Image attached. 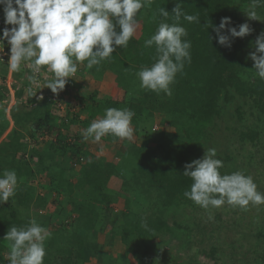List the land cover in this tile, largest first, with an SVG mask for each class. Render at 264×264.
Segmentation results:
<instances>
[{
    "label": "trees",
    "instance_id": "trees-1",
    "mask_svg": "<svg viewBox=\"0 0 264 264\" xmlns=\"http://www.w3.org/2000/svg\"><path fill=\"white\" fill-rule=\"evenodd\" d=\"M177 2L187 14L198 15L201 23L181 18L180 23L188 32L186 39L192 45L191 62H185L183 72L176 75L169 96L163 91L157 94L141 88L136 73L142 66L154 63L155 45L146 48L144 41L165 20L160 8L169 11L166 22L171 24V12ZM248 7L249 0H152L151 6L138 15L139 29L127 48L116 46L111 59L90 69L86 61L78 63L82 75L86 72L98 81L112 78L114 84L107 86L108 93L87 97L82 94V84L73 77L68 78L63 90L65 93L75 87L80 110H69L65 117L60 116L53 111L50 94L40 99L30 92L26 107L16 104V123L12 127L7 113H0V173L11 169L18 176L15 195L0 204V264H8L10 242L3 239L7 230L13 225L23 226L31 218L51 232L45 242L44 264H88L92 257H101L105 247L113 248L118 241L126 254H111L108 264H120L127 255L138 264H212V259L217 264H264V250L258 261L226 252L222 241H232L225 240L221 233L223 240L210 249L205 247L204 241L216 236L223 225L201 226L200 219L187 213L204 208L183 196L192 184L191 178L182 174L185 163L201 158L208 148L228 143L229 117L236 115L243 125L248 118L252 120L241 126L240 132L235 128L240 140L248 139L257 145L264 134V80L256 74L254 61L249 58L255 49L247 47V37L253 30L243 38H234L229 48L218 43L212 27L218 26L222 17H230L231 26L237 30L242 23L254 22L259 26V35L264 32V21L250 19L244 12ZM256 11L264 20V5ZM8 72L7 62H0V82L7 79ZM26 77L31 85L30 75L26 73ZM24 97V89H18L17 98ZM238 100L244 103L237 105ZM245 104L248 109L242 110ZM109 107L131 109L135 113L133 132L138 140L144 136L139 142L111 134L102 137L118 162L97 159L90 150L94 141H86L81 135ZM74 125L79 129L73 130ZM47 135L50 138L44 145L37 146L36 141ZM25 136L35 143L28 151ZM217 158L223 162L221 174L241 170L232 165L228 154L225 159ZM241 171L250 175L247 168ZM42 174L37 185V175ZM116 182L121 183L122 192L129 194L120 210L111 191ZM257 188L264 193L263 187ZM227 225L236 230L241 227L236 221ZM255 226L258 236L264 238V226ZM101 233L105 235L103 242L98 239ZM173 239L180 242L181 249L188 243L194 245L181 261L167 250Z\"/></svg>",
    "mask_w": 264,
    "mask_h": 264
},
{
    "label": "clouds",
    "instance_id": "clouds-1",
    "mask_svg": "<svg viewBox=\"0 0 264 264\" xmlns=\"http://www.w3.org/2000/svg\"><path fill=\"white\" fill-rule=\"evenodd\" d=\"M151 3L152 0H0L6 25L0 35V52L7 41L10 47L7 66L11 72H19L22 65L28 64L35 74L46 66L53 75L46 79L45 87L58 93L65 88L68 78L77 73L78 63L86 61L90 69L111 59L116 46L127 48L139 29L138 15ZM261 5L264 0H249L244 12L250 19L264 21L256 11ZM159 12L165 20L144 41L146 48L155 45L154 63L142 66L136 75L141 88L170 96V85L176 75L183 72L185 62H191L192 45L186 39L188 32L180 23L181 18L189 23L201 21L198 15L184 12L179 2L171 12L173 23L166 22L169 17L166 8L161 7ZM231 24L230 17H222L218 26H212L218 43L229 48L234 38H243L252 31L248 23L240 24L238 30ZM254 47L249 58L254 61L256 74L264 80V32L257 36ZM0 62L4 60L0 58ZM29 80L35 83V75ZM134 115L128 108H106L103 117L92 120L81 135L84 140L95 142L109 134L131 140ZM222 167L215 148H208L201 158L185 163L182 174L191 178L192 184L183 196L205 209L219 208L225 203L240 208H247L250 203L264 204V193L258 191L250 175L242 171L221 174ZM17 184L15 170L4 169L0 173V204L15 195ZM50 237L51 232L35 218L23 226H11L3 238L10 242L8 264H44L45 242Z\"/></svg>",
    "mask_w": 264,
    "mask_h": 264
},
{
    "label": "rangeland",
    "instance_id": "rangeland-1",
    "mask_svg": "<svg viewBox=\"0 0 264 264\" xmlns=\"http://www.w3.org/2000/svg\"><path fill=\"white\" fill-rule=\"evenodd\" d=\"M254 20V19H253ZM250 25H255L256 27L253 28V33L252 35H249L247 37V44L248 48L250 49H255L254 44L255 40L257 38V29L259 26L255 24L254 22L249 23ZM255 32V33H254ZM81 66L78 65V71L75 76L76 80L80 84H82V91L84 95L87 97H90L91 95H102L107 92V86H112L114 82L110 77H106L105 79L98 81L95 80L94 77L90 74L84 73V75L81 74ZM26 71V72H25ZM25 72V73H24ZM19 77H16L14 75V80H13V91H14V97L16 98L17 105L20 106L21 108L26 107V103L29 98L30 92V85L27 84V77L26 73L29 74V71L26 70V67L22 65L21 71ZM24 73V74H23ZM15 74V73H14ZM8 77V76H7ZM26 78V79H25ZM27 84V85H26ZM44 87V88H43ZM113 87V86H112ZM0 113L4 114L7 113V108L9 101L11 100V93L9 91V88L7 87V79L4 81L0 82ZM24 89V98L18 99L17 98V91L18 89ZM64 91V90H63ZM37 97H43L47 93V87L45 89V85L38 86V89L36 92ZM39 93V95H38ZM64 93V92H62ZM40 94H44L43 96ZM65 96L62 95V100L67 104L69 107H73L77 110L79 109V105L76 104L77 100H75V95L77 94V90L75 87H69L68 91L64 93ZM243 104L244 102L238 100V104ZM78 107V108H77ZM248 109V106L245 104L243 105L242 110ZM232 108H235L232 106ZM56 112V109L54 108L53 110ZM249 110H246L248 112ZM8 116V115H7ZM248 117L249 115H245ZM231 119L227 120L228 123L230 124V129L231 133L230 135H227L229 137L228 143L225 145V143H220L216 154L217 157H222L225 159L226 155L228 154L229 156L232 157L230 160L232 162V165H234L236 168H247L248 173L250 176L254 179V182L260 187V190H262L261 187L264 189V134L261 133V141L257 145H254L251 143L250 140H240L238 131L241 126H247L246 124H251L252 120L248 118L246 121L245 125L242 123L238 122V117L235 115L233 117H229ZM159 122V121H158ZM132 126V125H131ZM133 128V126H132ZM255 129V127H253ZM79 129L78 126L74 125L73 130ZM229 134V133H228ZM141 137L144 138L143 134L140 136L139 140L137 139L136 134L133 132V137L132 141H141ZM219 137H222L221 135ZM45 139L43 140H37V146L42 147L44 143L50 138V136L47 135V137L44 136ZM90 150L94 153V155L98 158H109L112 159L115 157L114 153L108 150L106 143L104 141H99V142H93L92 145H90ZM95 157V158H96ZM118 162V159H115ZM252 162V166L249 165V161ZM240 170V171H241ZM44 177V174L42 175H37V178L35 180V183L38 185L42 181ZM45 182V179H44ZM121 183L116 182L113 188H111V191L113 194L117 197V203H116V208L117 209H123L125 206V198L128 193L122 192L121 189ZM44 192L43 189L41 193ZM264 192V191H263ZM64 206H67V202L64 203ZM189 216H193L197 218L196 220L200 219L199 224L206 225L208 227L221 224L223 227L217 231L216 236L211 237L209 239H206L204 241L205 247L210 249L213 245H216V243L219 240H223L220 237V233L223 235V238L228 241V239L231 242L229 243H224L222 241L221 245H226L227 249L226 252H232L234 253L238 258L246 255L249 259H256L257 261L262 257L263 255V250H264V238L258 236L257 234V228L255 225L260 224L261 226H264V204H249L247 208H237V207H232L230 204L225 203L223 206L219 208H214L209 206L207 209H202V210H197V211H189L187 213ZM219 215V216H218ZM69 219H66L68 221ZM236 221L241 227L236 230L234 226L227 225L229 222H234ZM263 222V223H262ZM207 231V230H206ZM96 234V233H95ZM200 234H196V238L199 237ZM202 235V233H201ZM97 236V235H95ZM98 239L103 242L105 239L104 233H101L100 235L98 234ZM194 238L192 239V241ZM180 242L177 239H173L172 244L167 245V250H169V255L174 256L175 258L179 259L180 261L184 256H186L187 253H190L194 245L191 243H188V246L185 249H181V246L179 247L178 245ZM257 244V245H256ZM125 255V247L122 245L121 242L118 241V243L113 247H105L104 248V253L101 257H92L91 260L88 262V264H108L110 262V255ZM153 254H157L156 252H153ZM215 260H211L212 264H217L214 262ZM172 262H157L154 264H171ZM120 264H138L136 260L131 256L127 255L126 257L121 258Z\"/></svg>",
    "mask_w": 264,
    "mask_h": 264
},
{
    "label": "built area",
    "instance_id": "built-area-1",
    "mask_svg": "<svg viewBox=\"0 0 264 264\" xmlns=\"http://www.w3.org/2000/svg\"><path fill=\"white\" fill-rule=\"evenodd\" d=\"M6 27V25L4 24V13H0V35H2V30ZM7 27H11L10 25H8ZM9 56H10V47L7 44V41H4V50L3 52H0V58H2L4 60V62H8L9 60ZM30 63V62H29ZM24 66L26 67V70L29 71V75L33 76L35 75L36 78V82L33 83L31 81V85H30V90L32 92H36L38 89V86H42L45 85V81L46 79H51L52 78V73L47 69H42V67L40 68L39 72L37 73H33L32 68L28 65V64H24ZM76 74L74 76H72L71 78L75 77ZM13 80H14V72L9 71L8 72V77H7V87L9 88L11 95V100L9 101L8 104V108H7V115L8 118L10 120L11 125L13 126L16 123V119H15V106L17 104L16 102V98L14 97V91L11 85H13ZM46 89V87H45ZM48 90V88H47ZM63 90L59 91L58 93H53L52 90H48V92L46 94H50L51 96V100L53 102V109H56V114L65 117V115L69 112V110L73 111L75 110V108H71L69 106H67V104L60 98L63 96H65ZM39 95V93H38ZM40 95H44V94H40ZM26 142H27V148H31L33 146H35V143L33 141V139H31L30 137L26 136L25 137ZM43 138L41 137L39 140H42ZM2 140V137H0V141ZM27 149V151H28Z\"/></svg>",
    "mask_w": 264,
    "mask_h": 264
},
{
    "label": "crops",
    "instance_id": "crops-1",
    "mask_svg": "<svg viewBox=\"0 0 264 264\" xmlns=\"http://www.w3.org/2000/svg\"><path fill=\"white\" fill-rule=\"evenodd\" d=\"M4 13V12H3ZM86 74H88V73H86ZM112 79V78H111ZM78 81V80H77ZM158 121V120H157ZM77 129H75V131H76ZM102 141V140H101ZM107 159H109V158H107ZM115 159H118L116 156L115 157H113L112 159H109V160H113V161H115V162H117ZM113 193V192H112Z\"/></svg>",
    "mask_w": 264,
    "mask_h": 264
}]
</instances>
